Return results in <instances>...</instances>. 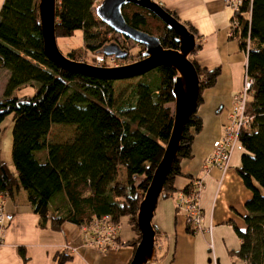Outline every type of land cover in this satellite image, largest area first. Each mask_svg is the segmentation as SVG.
I'll use <instances>...</instances> for the list:
<instances>
[{
    "label": "trees",
    "instance_id": "16d2710c",
    "mask_svg": "<svg viewBox=\"0 0 264 264\" xmlns=\"http://www.w3.org/2000/svg\"><path fill=\"white\" fill-rule=\"evenodd\" d=\"M93 6L92 0H56L54 19L55 39L69 36L75 29L80 31L81 47L92 53L90 59L82 61L91 64H95L93 56L103 43L110 39L118 43L116 36L128 40L112 35L114 32L94 15ZM120 11L127 24L155 35L164 47H176L174 33L149 11L130 3L122 5ZM236 16L237 29L231 37L245 52L244 71L250 81L241 111L245 121L236 133L242 151L234 169L249 195L242 203L244 228L233 225L239 239L235 252L247 264H264V0H243ZM182 22L197 36L190 24ZM41 44L36 0H1L0 68L7 70V77L0 97V120L10 114L11 122V168L0 161V192L5 193L2 209L9 213L6 198L20 189L39 227L57 230L63 221L89 225L92 215L108 213L117 221L124 215L134 233L124 244L133 247L138 240L136 206L170 128L169 88L174 71L164 65L148 70L155 71L154 83L137 80L131 88L134 100L120 102L114 109L111 79L62 70L44 55ZM198 47L196 42L195 49ZM64 55L77 60L74 47ZM138 57L139 52L135 54ZM188 58L198 77L196 108L201 90L213 84L218 67L199 66L190 55ZM111 59L108 56V61ZM108 61L104 57L102 64ZM29 82L38 84L31 95L12 94L15 87ZM195 108L182 126L160 197L171 193L172 179L179 174L178 162L190 155L192 135L200 127ZM51 123L71 124V137L48 141ZM119 166L122 180H117ZM188 188L189 182L180 191ZM185 229L191 231L187 225ZM160 239L154 230L156 253ZM16 249L22 255V246ZM70 258L63 248L52 254L53 264H67Z\"/></svg>",
    "mask_w": 264,
    "mask_h": 264
},
{
    "label": "crops",
    "instance_id": "0c3cea01",
    "mask_svg": "<svg viewBox=\"0 0 264 264\" xmlns=\"http://www.w3.org/2000/svg\"><path fill=\"white\" fill-rule=\"evenodd\" d=\"M155 1L173 11L179 21L194 28L199 47L190 57L199 66H217L218 73L213 84L200 92L201 100L195 108L200 127L192 135L189 157L181 158L178 162L179 174L172 179L173 190L169 195L156 199L150 222L157 236L162 239L160 248L156 250L158 253L154 251L153 258L158 264H247L236 255L239 239L233 228V225L237 229L244 228L242 215L245 211L242 203L249 195V190L242 185L234 169L239 164L240 145L237 141L233 143L227 168L223 171L213 166L205 173L200 169L203 158L210 151V142L221 136L224 126L234 118L235 97L241 91L245 76V52L238 48L235 37L231 38L226 33L230 15L220 0ZM2 74L7 77V70L3 68ZM1 91L0 88V97ZM193 177L199 178L201 182L196 197L201 218L196 229L187 231L183 210L174 208V199L181 192L180 188ZM21 191L19 189L16 192ZM6 209L12 213L7 223L11 224L4 232L1 229V236H7L10 245L18 244L16 241L10 242V229L17 228V216L14 219L13 212ZM35 217L36 222L27 228L35 240L23 242L21 256H24L28 244L31 249H42V264H53L52 254L60 248L71 256L67 264H126L132 254L133 247L124 244L130 238L121 239L117 235L119 245L100 252L83 245L76 224L63 221L57 230H51L39 227L38 218Z\"/></svg>",
    "mask_w": 264,
    "mask_h": 264
},
{
    "label": "water",
    "instance_id": "95a60500",
    "mask_svg": "<svg viewBox=\"0 0 264 264\" xmlns=\"http://www.w3.org/2000/svg\"><path fill=\"white\" fill-rule=\"evenodd\" d=\"M56 0H36V13L40 29L42 52L60 69L103 79H121L138 76L155 66L164 65L174 71L170 80L171 123L160 156L155 163L149 180L137 203L134 223L138 240L126 264H148L154 257V229L150 218L162 188V182L175 156L182 126L189 113L195 108L198 77L188 58L195 49V35L186 25L166 11L155 0H98L93 6L94 15L114 33L139 45V57L124 63L104 65L91 64L68 58L55 43L54 19ZM130 3L156 16L167 30L174 33L175 48L160 45L158 38L127 24L121 14V6ZM95 53L115 59L127 56V50L113 40L103 43Z\"/></svg>",
    "mask_w": 264,
    "mask_h": 264
},
{
    "label": "rangeland",
    "instance_id": "374dc122",
    "mask_svg": "<svg viewBox=\"0 0 264 264\" xmlns=\"http://www.w3.org/2000/svg\"><path fill=\"white\" fill-rule=\"evenodd\" d=\"M92 1L94 2V4L98 2V0H92ZM225 7L228 10V15H230L231 8L227 6ZM227 24H229L228 18H227ZM114 34L116 33H113L112 35ZM115 38L120 46L122 47L124 46L126 48L127 56L123 59L113 58L109 60L110 62L108 61V56H105V61L109 62V64L107 65L120 64V63H124L130 60L136 59L135 54L140 52L142 48L141 45L135 42H132L129 39L122 41L120 37L118 36H116ZM55 43H56L57 49L63 54H65L66 50H68L69 48L74 47L77 60L86 61L91 58L92 53H87L81 47L80 31L78 29L73 30L69 36L57 37L55 39ZM2 70L3 68H0V88L1 90L3 88L2 84H4V79L6 78L2 74ZM137 80H142L149 84H153L155 80V71L151 70L139 76H132L128 78L111 80L110 87L112 90V108L116 109L115 107L120 102H122L123 104H128L134 100V96L132 94L131 88L134 82H136ZM37 86L38 84L35 82L33 84H31V82L25 83V84L15 87L12 90V94L16 96H21V95L29 96L35 91ZM170 108H171V104H170ZM10 124H11L10 114H5L0 120V161L5 163V165L8 168H11V163L9 159ZM72 133H73V126L71 124L51 123L48 128L46 139L50 142H61V141H64L70 138ZM236 145L237 143L235 144V146ZM39 156L40 155L37 154V157ZM117 173H118L117 180H122L123 179V169L120 166L117 167ZM5 207H8L13 212L14 219L17 216V219H16L17 228H14V230L12 231L10 229V235L12 238L10 242L16 241L18 244L10 245L8 244L9 239L7 238V236L5 237L4 234L3 236H1L0 247L3 246V248L0 251V264H42L44 252L42 251L41 248L35 247L31 249L28 244L25 247L24 256H21L17 252V249H16L17 246L24 245L23 242L25 243L26 241L33 242L35 240L33 235L31 234V230L30 232H27V228L28 226H31L30 224H34L36 222V217L33 213L28 211V207L25 204L23 191L19 193L13 192L10 198L7 197ZM26 211L27 213H22ZM9 213L12 214L11 212ZM118 221L120 224V227L117 232L118 237L121 239H129V238L134 237V233L132 229L129 228V225L126 222V216L124 215L119 216ZM10 224L5 225L2 228V231L4 232L5 230H7V227H9ZM77 227L79 228L78 225Z\"/></svg>",
    "mask_w": 264,
    "mask_h": 264
},
{
    "label": "built area",
    "instance_id": "2783aa9c",
    "mask_svg": "<svg viewBox=\"0 0 264 264\" xmlns=\"http://www.w3.org/2000/svg\"><path fill=\"white\" fill-rule=\"evenodd\" d=\"M224 6L231 8L229 16V24L227 25L226 33L232 36L237 29L238 9L243 0H220ZM250 0H248V3ZM105 56L100 53L93 56L95 64H102ZM111 58V57H110ZM249 78L243 77L242 88L239 94L235 97L234 118H231L229 123L224 126L221 136L213 139L210 142V151L203 158L200 169L205 173L208 168L213 166L219 171L227 168V160L233 143L236 141V133L238 126L245 121L242 115L244 91L249 84ZM201 186L199 178L193 177L189 182V188L186 191H181L174 199V208L183 210L185 225L192 230L198 227L200 220V212L196 203L197 191ZM5 200V193L0 192V231L1 226L11 218V214L4 212L2 207ZM79 231L82 243L85 246L93 247L95 250H110L119 245L117 232L119 229V221L113 220L108 213H103L98 216H91L89 225L79 224ZM1 238V232H0ZM148 264H158L156 259H152Z\"/></svg>",
    "mask_w": 264,
    "mask_h": 264
},
{
    "label": "bare ground",
    "instance_id": "6f19581e",
    "mask_svg": "<svg viewBox=\"0 0 264 264\" xmlns=\"http://www.w3.org/2000/svg\"><path fill=\"white\" fill-rule=\"evenodd\" d=\"M232 38V37H231Z\"/></svg>",
    "mask_w": 264,
    "mask_h": 264
},
{
    "label": "flooded vegetation",
    "instance_id": "af4514ba",
    "mask_svg": "<svg viewBox=\"0 0 264 264\" xmlns=\"http://www.w3.org/2000/svg\"><path fill=\"white\" fill-rule=\"evenodd\" d=\"M113 59V58H112Z\"/></svg>",
    "mask_w": 264,
    "mask_h": 264
}]
</instances>
